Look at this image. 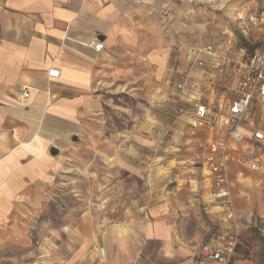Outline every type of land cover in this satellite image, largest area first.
<instances>
[{
	"label": "crops",
	"instance_id": "obj_1",
	"mask_svg": "<svg viewBox=\"0 0 264 264\" xmlns=\"http://www.w3.org/2000/svg\"><path fill=\"white\" fill-rule=\"evenodd\" d=\"M192 1L0 0V233L8 227L15 202L33 194L36 200L62 172L68 156L79 153L84 139L102 155L120 156L114 169L116 182L108 185L116 187L126 184L122 169L138 170L121 158L141 152L136 146H124L126 138L153 149L169 131L186 130L195 147L218 138L216 128L208 125L192 131L189 123L196 108L188 94L180 99L171 78V67L177 72L191 68L192 46L176 35L173 18ZM244 19L245 26L239 24L243 31L254 30L259 35H250L253 39H264V33ZM97 40L103 44L100 50L92 45ZM232 41L227 37L213 52L203 45L193 53L206 61L208 72L195 68L191 79L203 85V101L220 115L230 96L225 86L217 88L215 77L239 70L244 60L245 51L232 49ZM24 90L29 92L26 98L21 97ZM122 91L131 97L116 99ZM183 100L187 111L177 116L174 106ZM138 107L148 109L145 121ZM128 111L133 117H127ZM246 125L264 130L263 102ZM157 128L162 130L158 134ZM144 131H152V138H144ZM112 140L115 144L107 145ZM238 147L242 160L260 163V169L250 174L246 163L230 168L241 233L245 199H264V143L247 137ZM202 165L200 192L197 180L181 185L188 191L179 190L180 185L152 191L146 205H141L144 213L86 235L80 258L84 264H191L204 242L227 238L228 222L206 209L211 172ZM237 190L241 198L236 200ZM261 211L264 214V205ZM251 219L249 214L247 220ZM71 236L74 245L80 236ZM73 250L80 251L77 245ZM230 264L255 262L250 256L235 255Z\"/></svg>",
	"mask_w": 264,
	"mask_h": 264
},
{
	"label": "rangeland",
	"instance_id": "obj_2",
	"mask_svg": "<svg viewBox=\"0 0 264 264\" xmlns=\"http://www.w3.org/2000/svg\"><path fill=\"white\" fill-rule=\"evenodd\" d=\"M263 10L264 0H193L183 10L176 12L173 18L174 31L176 35L184 37L189 47L219 43L230 37L233 38L232 49L240 51L238 47L239 40L243 38V27L239 24L244 25L242 21L250 13ZM252 32H244V36L262 45L261 39L255 40L250 36H258V32ZM117 94L120 95H116V99L124 97L121 95L131 97L127 91ZM137 109L141 110L143 115L140 117L145 121L147 114L144 113L148 109ZM132 113L128 111L127 117H133ZM118 122H115L116 126H120ZM159 131L162 130L158 129L156 133ZM169 133L160 139L156 149L139 145L132 138H126L124 143L121 137L124 146H136L141 148V152L121 156L128 164L136 165L138 170L134 173V169L130 171L129 167L128 170L122 169L121 176H125L126 184L116 187L108 185L116 182L117 171L114 169L120 156L102 155L94 147L91 148L90 141L84 139L79 153L68 156L62 172L36 197L37 201L33 194L29 200L15 202L8 227L0 233V264H7L11 259L18 260L16 264H84L80 258L81 249L87 242L86 235L93 231L101 233L110 222L135 218L144 213L141 205H146L150 198L146 196H150L152 191L173 190L177 185L181 187L179 190L188 191L181 185L197 180V190L200 192L204 159L201 147H195L194 142L188 140L190 134L186 130ZM143 134L144 138L151 139L153 132L144 131ZM113 144L115 140L107 145ZM254 171L246 169L247 174ZM239 193L237 190L236 200L241 198ZM262 205V197L258 196L250 202L245 199L246 214L240 219L243 228L235 253L249 255L255 264H264ZM249 214L251 221L247 220ZM225 220L230 226L231 221ZM220 226L225 228L223 222ZM72 233L80 236L74 245ZM75 245L79 247L78 253L73 250ZM41 247L43 250L40 251Z\"/></svg>",
	"mask_w": 264,
	"mask_h": 264
},
{
	"label": "built area",
	"instance_id": "obj_3",
	"mask_svg": "<svg viewBox=\"0 0 264 264\" xmlns=\"http://www.w3.org/2000/svg\"><path fill=\"white\" fill-rule=\"evenodd\" d=\"M246 23L264 33V10L250 13ZM261 40L263 44L252 54H244L239 70L224 71L215 77L217 88L221 85L225 86V91L230 96L227 109L221 115L203 101V85L191 79V71L195 68L204 73L208 72L206 61L199 55L193 54L196 51L195 47L191 48V55L194 57L189 71L177 72L174 67L170 68L171 78L181 93L180 99L184 98L183 94H188L190 103L196 108L195 116L189 123L192 129L208 125L216 128L218 132V138L199 145L203 149V153L201 152L204 157L203 164L211 172V190L205 206L209 212L231 221V231L227 238L215 243L204 242L191 264H203L206 261L230 264L236 253V246L240 242L230 168L233 164L242 162L252 170L260 169L258 160H242L243 152L238 146L247 137L264 143V130H250L246 125L256 105L259 102L264 103V39ZM92 45L98 50L103 47L102 42L98 40L93 41ZM215 46L217 45H207L205 50L213 52ZM28 95L27 90L21 93L22 98ZM186 111L184 100L174 106L177 116L185 115Z\"/></svg>",
	"mask_w": 264,
	"mask_h": 264
},
{
	"label": "trees",
	"instance_id": "obj_4",
	"mask_svg": "<svg viewBox=\"0 0 264 264\" xmlns=\"http://www.w3.org/2000/svg\"><path fill=\"white\" fill-rule=\"evenodd\" d=\"M241 35H242L243 38L241 40H239V47L238 48L239 49H243L245 51V53H247L246 55L252 54V52L257 47H259L261 45V43H259V42L253 43L252 41H250L246 36H244L245 34H244V31L243 30H242ZM222 42H219V43L218 42L217 43L216 42H212L210 44L207 43L206 45H218V44H220ZM248 52H250V53H248ZM240 238H241V233H240ZM238 245H239V243H238ZM238 245L236 246V251H237ZM242 256H245L246 257V256H249V255H242Z\"/></svg>",
	"mask_w": 264,
	"mask_h": 264
}]
</instances>
